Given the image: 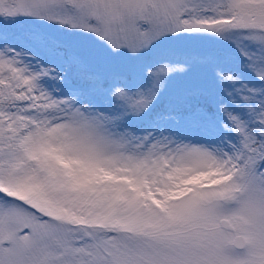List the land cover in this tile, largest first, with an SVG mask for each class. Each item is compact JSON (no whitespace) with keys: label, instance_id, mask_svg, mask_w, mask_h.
<instances>
[{"label":"snow or ice","instance_id":"snow-or-ice-1","mask_svg":"<svg viewBox=\"0 0 264 264\" xmlns=\"http://www.w3.org/2000/svg\"><path fill=\"white\" fill-rule=\"evenodd\" d=\"M0 264H264V0H0Z\"/></svg>","mask_w":264,"mask_h":264}]
</instances>
